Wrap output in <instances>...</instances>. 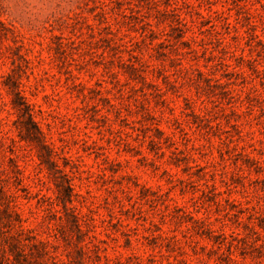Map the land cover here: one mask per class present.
Masks as SVG:
<instances>
[{"label": "rangeland", "instance_id": "obj_1", "mask_svg": "<svg viewBox=\"0 0 264 264\" xmlns=\"http://www.w3.org/2000/svg\"><path fill=\"white\" fill-rule=\"evenodd\" d=\"M0 264H264V0H0Z\"/></svg>", "mask_w": 264, "mask_h": 264}, {"label": "trees", "instance_id": "obj_2", "mask_svg": "<svg viewBox=\"0 0 264 264\" xmlns=\"http://www.w3.org/2000/svg\"><path fill=\"white\" fill-rule=\"evenodd\" d=\"M16 106L17 104L14 103ZM20 110V113L21 115L25 114L26 113V123H24L22 126L24 128V131H25V135H26V138H28L29 140L31 141H36V142H39V130L37 129V127L35 126V124L33 123V120L30 116V113L28 112V109L26 106H24L22 109H19ZM40 145L44 146L45 147V144L41 143ZM42 156V155H41ZM41 159V162H45V163H48L47 159L45 157H40ZM59 185V184H57ZM64 189H66L65 192V196H67V198L70 197V185L69 184H66L64 186ZM64 200V199H63Z\"/></svg>", "mask_w": 264, "mask_h": 264}]
</instances>
